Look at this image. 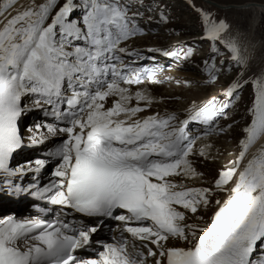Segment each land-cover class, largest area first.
Masks as SVG:
<instances>
[{
	"label": "snow or ice",
	"instance_id": "obj_1",
	"mask_svg": "<svg viewBox=\"0 0 264 264\" xmlns=\"http://www.w3.org/2000/svg\"><path fill=\"white\" fill-rule=\"evenodd\" d=\"M193 7L209 44L200 70L219 90L183 114L155 110L164 98L151 88L163 83L161 59L194 51L135 47L152 31L143 0H0V196L44 202L34 217L0 218V264H264V73L245 81L226 21ZM248 84L241 127L229 109ZM34 111L42 116L26 143L22 121ZM233 133L227 163L199 171L224 155L211 138ZM54 140L43 158L11 165L19 150ZM106 219L120 222L119 237L78 256Z\"/></svg>",
	"mask_w": 264,
	"mask_h": 264
},
{
	"label": "rangeland",
	"instance_id": "obj_2",
	"mask_svg": "<svg viewBox=\"0 0 264 264\" xmlns=\"http://www.w3.org/2000/svg\"><path fill=\"white\" fill-rule=\"evenodd\" d=\"M20 1V0H19ZM218 5H226L223 7L214 5L213 3L205 2L204 0H143L145 6L141 11L143 12L144 19L141 21H147L149 17L152 18V23L150 25L152 31L147 36L136 39L131 43L138 48H148V47H168V46H178L183 42L185 47L191 48L194 51V56L190 61L177 62L174 59L164 60L161 59V64L164 65L163 71L158 75L163 79V83L153 85L151 90L157 100L164 98L163 103L156 104L159 111L164 110L174 111L180 107L183 110L191 107L195 108L196 105L201 104L207 97L211 96L213 93L219 90V85L215 87L210 86L211 82H204V75H202L200 70V60L209 50V44L207 41H203L201 37V17L194 7L197 9H203L207 11L212 17L218 19L223 18L227 25V31L224 32L223 38L229 40L230 38H235L236 43L239 47V52L242 57L247 60L246 71L244 74V80H249L250 78L256 76L259 77L264 73V14H257V21L254 23L253 28H251L252 18L254 12L247 8H235L227 5H241L246 2H254L259 4H264V0H211ZM133 4L137 3V0H131ZM150 8V10H146ZM135 10V9H133ZM160 16L167 18V24H157L156 21ZM251 31L250 40H248V32ZM176 40L173 43L172 41ZM250 41V56L246 58V47L247 43ZM169 42L171 44H169ZM174 50H178L174 48ZM218 59L226 60L227 55H221ZM231 71V69H229ZM239 79V76H237ZM190 81V84L177 83V81ZM243 83V81H241ZM157 85H163L162 88H156ZM179 97V99H175ZM173 98V99H169ZM253 99V87L248 84L243 88L242 92L239 94L238 102L235 104L234 108L229 109V115L234 116V118L240 122V126L250 119V114L247 109L251 105ZM168 100V101H167ZM191 109V110H192ZM186 114L184 112H181ZM181 118H184L183 115ZM25 124L28 123V120ZM221 123H226L224 118H221ZM193 124V123H192ZM195 129V128H194ZM191 131V130H190ZM25 134H28V129ZM234 136L220 137L217 138L213 136L211 138V143L214 144L212 148L213 154L224 153L215 163L212 161H207L204 163H197L199 171L204 172L206 175L211 176L214 174L215 170L227 163L228 154L231 153ZM200 143V142H199ZM203 143H208V141H203ZM50 171V166L45 173ZM24 180H28V177ZM189 186H197L194 181H186ZM26 205L21 204L16 207L17 209L23 208ZM26 208V207H24ZM22 211H18V214ZM3 213V212H2ZM1 213V214H2ZM211 213H209L210 215ZM207 219V217H205ZM203 224V221H198ZM96 233L92 236L95 238Z\"/></svg>",
	"mask_w": 264,
	"mask_h": 264
},
{
	"label": "bare ground",
	"instance_id": "obj_3",
	"mask_svg": "<svg viewBox=\"0 0 264 264\" xmlns=\"http://www.w3.org/2000/svg\"><path fill=\"white\" fill-rule=\"evenodd\" d=\"M19 3L20 4H24V3H26V0H20L19 1ZM209 5V4H208ZM232 7H235V8H247V9H250V10H252L253 12H254V15H253V18H252V23H251V28H253V25H254V23H256V19H257V14H264V4H259V3H254V2H246L245 4H241V5H234V6H232ZM224 8V7H223ZM254 27H255V25H254ZM251 35H253L252 33H251V31H249L248 32V40H250V37H251ZM176 40H174V41H172L173 43L175 42ZM175 43H177V42H175ZM250 43V41H248V43H247V47H246V51H245V54H246V58H248L249 56H250V50H252V49H250L251 47V45L249 44ZM169 44H171L170 42H169ZM251 54H252V52H251ZM162 86L163 85H157V86H155V89L156 88H162ZM152 91V90H151ZM152 94L154 95V93L152 92ZM168 101V100H167ZM154 109L155 110H159V108H158V106H156V105H154ZM192 108L191 107H189V108H187V110L188 111H190ZM177 110H179L180 112H184V113H186V111L185 110H183L181 107L179 108V109H175L174 111H177ZM29 118H30V116H29ZM26 131H27V129H26ZM191 132H193V133H195L196 132V130H191ZM261 142H264V141H262L261 139H258V141H257V143L259 144V143H261ZM202 145V142H198V146H201ZM27 156V155H26ZM25 156V157H26ZM213 163V162H212ZM215 163V162H214ZM197 168H198V166H197ZM198 169H200V168H198ZM27 206H28V204H27ZM15 206L13 205V206H11V204H9V203H3V204H0V218H2L3 216H5V215H8V214H10V212L9 213H6L5 212V210H11V212L16 216V217H21L22 215H24V214H27L29 211H27L26 210V208H24V207H26V205H24L23 206V208H21V209H17L16 210V208H14ZM1 210H4V211H2L1 212ZM18 211H22L21 213H19L18 214ZM2 213V214H1Z\"/></svg>",
	"mask_w": 264,
	"mask_h": 264
},
{
	"label": "water",
	"instance_id": "obj_4",
	"mask_svg": "<svg viewBox=\"0 0 264 264\" xmlns=\"http://www.w3.org/2000/svg\"><path fill=\"white\" fill-rule=\"evenodd\" d=\"M205 2H207L208 4L210 3H213L214 5H217V6H220V7H224V6H226V5H218V4H216V3H214L213 1H211V0H204ZM227 6H234V5H227Z\"/></svg>",
	"mask_w": 264,
	"mask_h": 264
}]
</instances>
